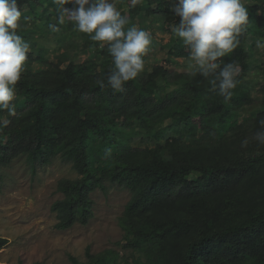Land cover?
Wrapping results in <instances>:
<instances>
[{
    "label": "trees",
    "instance_id": "obj_1",
    "mask_svg": "<svg viewBox=\"0 0 264 264\" xmlns=\"http://www.w3.org/2000/svg\"><path fill=\"white\" fill-rule=\"evenodd\" d=\"M243 1L249 20L240 45L221 58L240 67L227 101L218 87L212 90L215 74L190 75L168 65L185 56L186 47L173 32L163 46L168 62L143 70L149 80L169 83L170 90H149L137 78L113 90L107 44H96L94 56L78 68L61 58L35 68L29 57L15 85V114L0 110V166L22 156L33 169L57 157L71 163L77 176L58 182L63 198L51 206L62 230L91 220L92 193L106 191V182L131 193L119 218L124 243L117 245L126 251L92 254L88 248L86 263L71 255L70 264H264V144L255 139L264 131L259 124L264 101L246 115L252 91L241 76L254 66L264 76L251 37L253 27L264 35V4ZM176 2L142 0L136 15L142 22L153 18L175 27ZM32 3L18 0L19 7ZM19 33L35 47L32 32ZM38 61L43 63L42 55ZM8 242L0 237V248Z\"/></svg>",
    "mask_w": 264,
    "mask_h": 264
},
{
    "label": "rangeland",
    "instance_id": "obj_2",
    "mask_svg": "<svg viewBox=\"0 0 264 264\" xmlns=\"http://www.w3.org/2000/svg\"><path fill=\"white\" fill-rule=\"evenodd\" d=\"M114 2L117 10L128 17L126 30L132 26L142 29L146 27L145 30L151 33L155 42L145 53L144 70H150L154 63L166 64L168 55L163 46L166 47L170 42L173 26H163L153 18L142 22V15H136L137 7H131L130 0ZM243 4L246 6L248 1H243ZM65 7L71 8L72 5L67 4ZM20 8L22 17L17 33L27 29L32 32L35 41V47L29 49L24 66L29 63V57L34 59L31 65L35 68L53 66L61 58L63 64L72 62L78 68L94 56L96 44H101L93 41L91 34L78 31L74 22L68 21L67 18L64 24H58L59 11L52 0H33L32 5ZM24 17L28 19L25 20ZM50 24H57L59 31L53 32L49 28ZM251 37L255 42L256 57L264 64V49L256 47V41L264 40V35L259 28L253 27ZM41 55L42 64L38 61ZM184 55L168 62V65L178 72H190L187 48ZM262 74V70L255 66L248 74H241L243 80L250 84L252 91L251 105L246 115L256 113L263 104ZM137 79L146 84L149 90L174 88L169 83L149 80L146 72L140 73ZM22 93L27 94V90ZM75 116H79L78 112H75ZM192 118L200 134V117L194 114ZM136 144L140 145L141 142L137 140ZM76 176L71 163L61 157L55 158L47 165L37 166L36 169L32 168L24 156L14 159L8 165L0 166V237L9 241L0 248V264H70L71 255L86 263L88 248L92 254L109 248L126 251L117 245V242L124 243V231L119 224V218L131 198V193L127 188L109 182H106V191L97 189L92 193L94 215L87 224L76 223L64 230L56 228L58 220L51 206L56 200L63 198V194L58 191V182L63 178Z\"/></svg>",
    "mask_w": 264,
    "mask_h": 264
},
{
    "label": "clouds",
    "instance_id": "obj_3",
    "mask_svg": "<svg viewBox=\"0 0 264 264\" xmlns=\"http://www.w3.org/2000/svg\"><path fill=\"white\" fill-rule=\"evenodd\" d=\"M141 2L130 0L131 7ZM52 3L59 11L58 24H64L67 18L78 31L91 34L93 41L101 42V47L107 44L114 65L107 81L113 90L121 91L126 82L143 72V56L151 44V33L136 26L125 30L128 17L117 10L114 0H52ZM67 4L72 7H65ZM172 10L180 18L172 32L189 51V74L198 72L204 77L215 74L210 81L212 90L218 87L220 95L230 100L240 67L232 62L224 63L221 58L240 45L239 37L248 23L249 13L242 0H177ZM21 17L18 0H0V110H7L9 115L15 114L12 103L15 85L21 79L30 49L17 33ZM49 28L59 31L57 24H50ZM256 47L264 49V40L258 39ZM98 83L104 87L103 81ZM7 123L3 121L4 125ZM259 124L264 129V119ZM255 139L264 144V131H258ZM247 144L245 139L242 146Z\"/></svg>",
    "mask_w": 264,
    "mask_h": 264
}]
</instances>
